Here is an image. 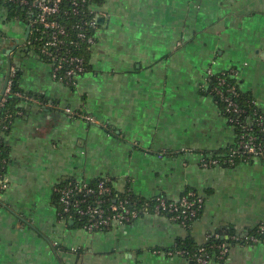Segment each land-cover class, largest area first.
<instances>
[{
  "label": "crops",
  "instance_id": "0c3cea01",
  "mask_svg": "<svg viewBox=\"0 0 264 264\" xmlns=\"http://www.w3.org/2000/svg\"><path fill=\"white\" fill-rule=\"evenodd\" d=\"M97 10L92 69L74 90L24 41L27 24L0 17V101L10 64L23 91L38 96L23 97L6 135L0 264H189L168 252L264 222L262 160L201 165L237 137L207 92L210 70L237 69L241 91L264 112V0H106ZM101 177L135 201L178 202L193 189L205 208L188 229L168 215L93 233L60 221L56 185ZM227 255L223 264H264V242L234 244Z\"/></svg>",
  "mask_w": 264,
  "mask_h": 264
},
{
  "label": "trees",
  "instance_id": "16d2710c",
  "mask_svg": "<svg viewBox=\"0 0 264 264\" xmlns=\"http://www.w3.org/2000/svg\"><path fill=\"white\" fill-rule=\"evenodd\" d=\"M106 0H90L89 4L86 5L84 9V14L82 16H75L71 14L70 9L71 5L69 4L68 0H63L62 3V13L59 14L56 19L61 25H64L66 27V36L63 38L68 43L69 47L75 48V45L78 44V47L75 52L77 54H80L85 59V66L86 70L79 74L78 76L74 77L72 81H67L65 79L61 80L65 86L69 87L70 89L74 90L76 88V85L78 84V81L81 77H83L85 74L91 71V56H92V47L96 43L97 40V32L100 27V23L96 21L95 16V9L99 8L100 6H103ZM93 12V13H92ZM97 12V11H96ZM3 16L4 19L10 20V21H22L25 24H27L30 20H33L35 17V14H28L25 8L17 7L14 5H11L9 3V0H0V17ZM91 21L96 22V28L90 29L87 25V23H90ZM81 26V28H79ZM85 32L87 36H92L95 40L94 44H90L87 41H82L78 38V34L80 32ZM35 38H38L40 40L34 41ZM42 35L39 32L33 31L31 35V39H33L34 43H32L33 49L35 50L36 54L39 55V60L46 64L48 67H52L51 63H53L51 60H49L44 55L42 56L40 54V50L43 47V40H41ZM67 46V48H69ZM73 52V51H72ZM51 72V69H50ZM63 75V74H62ZM59 78H57V82ZM20 77L18 74H16L12 80V92L7 97L6 102L3 103V106L0 108V176L5 180V175L7 172V166L9 163V150H8V144L6 141V135H8L15 123V121L20 117V114L24 111V108L21 106L23 97H19L16 94H21L24 97H38L33 96L32 94L25 93L23 89L20 87ZM54 80V79H53ZM208 94H210L213 99L216 101V104L218 105L221 113L224 115V117L228 120L229 124L234 127L236 130V141L233 145L228 147L226 150L218 151L215 153H212L210 155L203 154V160L201 165L204 163H209L210 160H216L218 162L217 166L220 167H227V168H234L238 165H241L243 163L250 164L253 162V160L257 158H242L241 153L239 152V139L240 136L243 133H249L253 134L257 141L264 144V112L262 109L259 108L256 101L252 97V95L244 93L240 89L239 79H238V70L237 69H230V70H222L217 73H211L208 75ZM223 80V82H222ZM56 81V80H55ZM223 83V84H221ZM221 91L224 95V97L229 98L232 102H234L240 109H242L244 112L241 114H236L232 111V109L229 107L228 102H226L225 98H223L218 92ZM3 126V127H2ZM4 126L7 127V129H2ZM234 152H236L234 154ZM230 160H233L231 162ZM260 160V159H259ZM263 161V160H262ZM264 162V161H263ZM209 167H215L213 165H209ZM102 180H109L108 184L112 186L113 184L110 178L108 177H101L95 181L89 182L92 186H96L100 181ZM78 181H85V180H77V179H71L67 180L65 182H61L56 185L54 195L52 197V204L57 210L58 219L67 226H70L71 223H73V228H79L83 229L85 227V224L87 223L86 217H80L78 216L74 210H72L70 213H66L64 211V205L61 202V196L59 194V189L61 187L67 186L70 182H78ZM1 186V183H0ZM5 190L0 191V198L1 195L4 193ZM190 193H196L197 196H200L198 192H196L193 189H188L182 197L188 196ZM202 197V196H200ZM127 199L131 205L134 203H137V206H141L143 202L147 201H135L136 198L130 196V194H119L117 193L114 188L112 194H110L107 197H104V205L107 206L109 204H114L113 200H119V199ZM203 205L202 208L199 210L197 216L191 220H188L186 224L183 226L185 229H188L191 227V225L198 220L201 215L203 214L204 208H205V198H203ZM89 203H92L94 201V198L89 197L88 198ZM0 205H1V199H0ZM144 216V215H142ZM141 216V217H142ZM169 217L172 215L169 214ZM179 224H181L180 221H177ZM111 229H105L102 230V232L110 231ZM251 234H257V228L256 230L251 231L248 233V235ZM247 235V234H245ZM234 237V238H233ZM242 235L233 233L228 240H223L217 235H212L208 242L203 246H198L190 241L180 242L178 245H176L171 251L177 252V251H185L184 254L180 255V257L186 259L187 261L194 260L196 264H201L196 261V254H198V251L200 249L205 250V255L208 258L209 264L212 260H215L219 262L220 264H223L227 256L223 260H218V256L220 254V249L222 244H226L228 248L234 244H241L245 245L243 243ZM238 239V240H237Z\"/></svg>",
  "mask_w": 264,
  "mask_h": 264
},
{
  "label": "built area",
  "instance_id": "2783aa9c",
  "mask_svg": "<svg viewBox=\"0 0 264 264\" xmlns=\"http://www.w3.org/2000/svg\"><path fill=\"white\" fill-rule=\"evenodd\" d=\"M71 5L69 12L75 16H82L86 5L90 0H68ZM11 5L25 8L28 14H35L33 20H30L27 25L29 30V44L32 46L34 41L40 39H31L33 31L39 32L42 35L43 47L40 50V54L47 57L53 63H51V76L54 80L62 82L65 79L72 81L74 77L83 73L86 70L85 59L75 52L78 44L75 48H70L68 43L63 38L66 36V27L61 25L56 17L62 13L63 0H9ZM97 11V12H96ZM93 13V12H92ZM96 21H98L100 12L95 9ZM86 25L90 29L96 28V22H86ZM81 28V26H79ZM78 38L82 41H87L90 44H94L95 40L92 36H87L85 32H80ZM67 46L69 48H67ZM33 48V46H32ZM73 51V52H72ZM39 56V55H38ZM40 57V56H39ZM212 71H209L211 74ZM63 74V75H62ZM15 76L12 75L8 83L6 91L0 101V108L3 103L6 102L7 97L12 92L11 80ZM223 82V80H222ZM223 84V83H221ZM229 107L236 114H241L244 111L240 109L229 98L224 97L221 91L218 92ZM19 97H24L21 94H16ZM67 113L72 114L70 109H66ZM74 117L79 116V113H74ZM84 118L91 123L100 124L96 122L90 116H84ZM3 127V126H2ZM2 129H7L6 126ZM264 131V128H263ZM239 152L242 158H257L264 161V144L257 141V138L253 134L243 133L239 139ZM236 152H234L235 154ZM237 154V153H236ZM233 162V160H230ZM209 165L217 166L216 160H210L209 163H204L203 167H209ZM109 180H102L96 186H92L89 182L78 181L70 182L67 186L59 189L61 196V202L64 205V211L70 213L72 210L80 216L87 219L84 230L93 232H102L105 229H111L114 226H124L131 224L135 220L139 219L142 215H155L164 216L171 214L170 217L174 221H180L184 226L188 220L195 218L202 208L203 199L197 196L196 193H190L188 196L182 197L178 202L168 201L163 196L154 197L152 200L143 202L141 206H137V203L131 205L127 199L113 200L114 204L104 205V197L109 196L113 192V188L108 184ZM0 191L7 188V183L0 176ZM94 198L92 203H89L88 198ZM234 238V237H233ZM242 241L247 245H256L264 242V222H262L257 228V234L243 235ZM238 240V239H237ZM229 248L226 244L221 245L220 254L218 260H223L229 253ZM185 251H169L168 255L180 256ZM196 256V261L201 264H207L208 258L205 255V250L200 249ZM194 261V260H193ZM195 262V261H194Z\"/></svg>",
  "mask_w": 264,
  "mask_h": 264
},
{
  "label": "water",
  "instance_id": "95a60500",
  "mask_svg": "<svg viewBox=\"0 0 264 264\" xmlns=\"http://www.w3.org/2000/svg\"><path fill=\"white\" fill-rule=\"evenodd\" d=\"M98 21H99V22H103L102 19H98ZM29 30H30V28L28 27V29H27V33H26V38H25L24 41H27L28 38H29ZM11 71H12V66H11V64H10V65H9V68H8V70H7L6 76H5V81H4L3 89H2V96L4 95V93H5V91H6V88H7V86H8V83H9V81H10V79H11ZM194 263H195V262H194L193 260H190V262H189V264H194Z\"/></svg>",
  "mask_w": 264,
  "mask_h": 264
},
{
  "label": "flooded vegetation",
  "instance_id": "af4514ba",
  "mask_svg": "<svg viewBox=\"0 0 264 264\" xmlns=\"http://www.w3.org/2000/svg\"><path fill=\"white\" fill-rule=\"evenodd\" d=\"M28 26V25H27ZM28 41H29V38H28Z\"/></svg>",
  "mask_w": 264,
  "mask_h": 264
}]
</instances>
